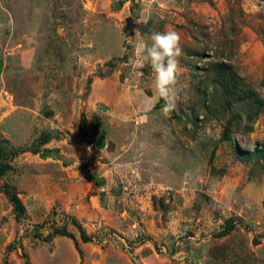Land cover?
I'll return each mask as SVG.
<instances>
[{"label": "rangeland", "instance_id": "rangeland-1", "mask_svg": "<svg viewBox=\"0 0 264 264\" xmlns=\"http://www.w3.org/2000/svg\"><path fill=\"white\" fill-rule=\"evenodd\" d=\"M166 29L167 115L135 64ZM0 141V264H63L72 210L80 264H264V0H0Z\"/></svg>", "mask_w": 264, "mask_h": 264}, {"label": "clouds", "instance_id": "clouds-1", "mask_svg": "<svg viewBox=\"0 0 264 264\" xmlns=\"http://www.w3.org/2000/svg\"><path fill=\"white\" fill-rule=\"evenodd\" d=\"M145 36L150 43L145 42ZM138 55L135 64L138 68L150 65L154 74L155 96L165 101L162 113H171L175 108L173 89L178 73V58L182 54L180 35L175 30L150 31L141 35L137 30Z\"/></svg>", "mask_w": 264, "mask_h": 264}, {"label": "trees", "instance_id": "trees-1", "mask_svg": "<svg viewBox=\"0 0 264 264\" xmlns=\"http://www.w3.org/2000/svg\"><path fill=\"white\" fill-rule=\"evenodd\" d=\"M248 98H253V99L259 101L258 95L254 94V93H249ZM260 103H262L261 100H260ZM11 155L12 154H10L8 152L7 145L0 141V178L4 177L11 170V166H12ZM10 199H11V202L17 211V218L19 219V218L23 217L26 213V210H25V207H24L22 201L18 197V195L16 193L12 192V193H10ZM70 224H73L76 228H78V230L81 234V239L84 243H90L94 240V238L90 237L86 233V231L83 229V227L80 226L77 222H75L74 220H71ZM66 226L67 225H65V226L53 225L50 228V232H49L48 236L46 237V239H51L54 236L73 238V236L67 232L68 228ZM39 234H41L43 236V233H39ZM77 250L82 254L78 245H77Z\"/></svg>", "mask_w": 264, "mask_h": 264}, {"label": "crops", "instance_id": "crops-1", "mask_svg": "<svg viewBox=\"0 0 264 264\" xmlns=\"http://www.w3.org/2000/svg\"><path fill=\"white\" fill-rule=\"evenodd\" d=\"M86 168V167H85ZM100 168L98 169H93V172L99 171ZM67 219L75 220L80 226L83 227V229L86 231V233L90 235V233L87 230V227L89 225V218L93 217L94 214H88L85 217L80 215L78 211L72 210L71 213H66ZM65 218V217H64ZM68 226V225H67ZM67 232L73 236V238L69 237H59L58 240L62 241L61 245L58 247L59 249H63L64 252L58 253L57 260L59 259L61 254H64L66 257L64 258V263L63 264H80L81 259H80V252L77 250V245L81 249V252L84 251L85 245L88 243H84L81 239V234L73 224H69ZM83 254V253H82ZM83 256V255H82ZM81 256V257H82Z\"/></svg>", "mask_w": 264, "mask_h": 264}, {"label": "built area", "instance_id": "built-area-1", "mask_svg": "<svg viewBox=\"0 0 264 264\" xmlns=\"http://www.w3.org/2000/svg\"><path fill=\"white\" fill-rule=\"evenodd\" d=\"M94 155L91 153V155H88L82 159V165L87 168V171L89 173L93 172V169H96L98 164L101 166V162L99 159L93 158ZM53 225H51L52 227ZM50 227V228H51ZM50 232V231H49ZM49 234V233H48ZM48 236V235H47Z\"/></svg>", "mask_w": 264, "mask_h": 264}]
</instances>
